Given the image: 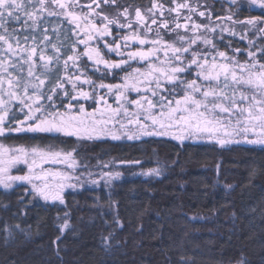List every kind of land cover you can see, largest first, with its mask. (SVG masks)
<instances>
[{
	"label": "trees",
	"instance_id": "1",
	"mask_svg": "<svg viewBox=\"0 0 264 264\" xmlns=\"http://www.w3.org/2000/svg\"><path fill=\"white\" fill-rule=\"evenodd\" d=\"M154 1L167 15L178 7L181 14L194 8L211 16H190L172 34H162L157 52L149 51L147 62L159 61L165 74L159 76L161 102L194 82L201 85L195 75L200 62L264 74L258 62L264 59V9L244 0ZM39 8L43 20L32 21L27 40L23 32L19 40L9 33L0 37V95L8 90L11 96L0 111L1 141L25 153L73 155L81 180L51 200L25 183L0 185V264H264V150L246 142L253 137L240 135L222 148L206 136L181 141L169 130L154 137L159 132L117 125L78 141L63 129L50 132L43 123L96 110L98 98L101 105L106 99L116 104L126 75L122 68L110 75L98 60L96 78L84 53L90 26L71 35L68 24L61 26L63 11L48 14L51 0H41ZM138 50L129 46V54ZM120 66L131 69L133 63ZM126 85L128 96L135 84ZM96 160L87 171L85 164Z\"/></svg>",
	"mask_w": 264,
	"mask_h": 264
},
{
	"label": "rangeland",
	"instance_id": "2",
	"mask_svg": "<svg viewBox=\"0 0 264 264\" xmlns=\"http://www.w3.org/2000/svg\"><path fill=\"white\" fill-rule=\"evenodd\" d=\"M244 1L264 9V0ZM224 65L218 62H200L198 69L201 85L196 86L198 82H194L195 87L191 90L181 94L178 92L172 99L167 98L162 102L159 100L155 106L156 110L145 106L137 109L132 102H125L123 92L127 90L126 84H136L137 81L127 77L124 83L125 79L122 77V90H116L119 92L115 95L116 104L107 101L103 105L98 103L96 110H78L74 115H66V119L59 118L60 121L52 124L46 122L43 125H51L50 132L63 129L62 131L77 141L89 138L95 130H98L99 134L107 132L113 125L123 131L141 130L151 136L159 132V136L154 137L165 135V130H169L181 141H194L204 136L225 142L240 135L252 136L254 140L264 138V74H251L240 66L234 72L225 69ZM159 75L163 80L165 74L161 72ZM141 80L143 79L138 81ZM5 84L8 85V82ZM10 98L8 90L0 95V111ZM206 119L213 121L210 126L211 135L204 131L197 132L195 127ZM1 138L0 134V185L25 183L41 197L51 200L58 199L63 191L77 185L81 180L77 160L73 155H64L59 151L45 154L25 153L5 146ZM19 160L21 166L15 165ZM98 163L96 160L89 162V165L85 164L84 167L89 171Z\"/></svg>",
	"mask_w": 264,
	"mask_h": 264
},
{
	"label": "flooded vegetation",
	"instance_id": "3",
	"mask_svg": "<svg viewBox=\"0 0 264 264\" xmlns=\"http://www.w3.org/2000/svg\"><path fill=\"white\" fill-rule=\"evenodd\" d=\"M67 2H71V0H67ZM80 2L87 4L91 3L92 0H80ZM107 2L109 6L103 9L104 13H106L103 17H101L103 13L101 15L96 13L87 22L78 19L76 16L70 19L74 21L77 28L82 29L85 24H88L91 28L89 33H85L87 34L88 43L87 49L84 51L85 56L90 61L91 67L94 66L93 74L95 76L100 73L98 72L99 67H97L98 70L95 72V63L99 60L108 65L109 72L107 73L110 75L114 69L122 68L125 70L122 73V75H126L124 78L129 77L134 80L142 78V83L137 80L139 83L135 82L136 84L131 88L130 94L128 96L124 95L125 102H132L138 109L145 106L153 110L159 101L162 90L159 77L161 68L159 61L153 64L147 62L151 58L149 51L154 50L157 52L162 34L166 32H171L172 34L178 27H182L185 23L183 20L191 19L190 16L194 14L201 16L202 12L210 19V13L188 8L186 13L181 14L179 8L174 7L172 15H167L165 9L161 6L158 8V3L154 0H151V8H149L150 0H107ZM113 3L116 5L115 8L111 7ZM161 12L163 16H161ZM79 15L77 14V16ZM130 45L133 47L138 46L139 50L129 54ZM98 47L101 48V51H99ZM128 62L133 63L131 69L120 66ZM138 71L141 73L139 77L137 75ZM145 77L154 78V84L144 83ZM129 88V85H127L125 89L128 90ZM102 101L103 99L98 98L95 102L96 107ZM106 101L108 102L107 99Z\"/></svg>",
	"mask_w": 264,
	"mask_h": 264
},
{
	"label": "snow or ice",
	"instance_id": "4",
	"mask_svg": "<svg viewBox=\"0 0 264 264\" xmlns=\"http://www.w3.org/2000/svg\"><path fill=\"white\" fill-rule=\"evenodd\" d=\"M41 0H0V37H2L5 33H9L12 39L19 40V34L21 32L25 33V39L27 40L29 37L27 33L29 32V25L32 23L34 19L43 20V14L41 12V9L39 8ZM48 0H45V3H47ZM229 3L232 4L233 0H229ZM181 4V3H177ZM18 5V7H17ZM51 5L53 8V11L49 12L48 14L56 15L57 9L63 11L66 16L64 19H62L61 26L64 24L69 25L70 34L73 35L76 30V25L70 23V19L73 16H76L78 19H82L85 22L87 20L92 19V17L96 13H100L101 17L106 15L104 13L103 9L108 7L109 4L107 0H92L91 3H81L80 0H71V2H67V0H51ZM160 5H163V3L157 4V7L159 8ZM169 5H171V0ZM111 7L115 8L116 5L113 3L111 4ZM127 7V6H123ZM121 7V9H123ZM197 7H201L199 2L197 3ZM203 7L207 8V5L205 4ZM149 8H151V0L149 4ZM171 8V6L169 7ZM31 9V11L29 10ZM95 10V11H93ZM243 10V7L241 8ZM43 11L47 12V8H45ZM77 14H80L77 16ZM161 16H163V13L161 12ZM201 17L208 19V16H205L203 12L201 13ZM211 17V16H210ZM231 18L234 20V17L226 16L223 17V19ZM262 22H264V19H261ZM241 22H245L241 21ZM36 30H40V26L37 23ZM55 31V29L53 30ZM44 35L47 36L49 39H51V36L48 35V28L45 26L43 28ZM0 43H2V40H0ZM37 51H40L39 48H37ZM48 49H45V52L47 53ZM239 51V50H238ZM5 55V49L0 48V60L3 59ZM244 55L246 57L250 58V53L245 52ZM261 55H264L262 53ZM11 59V57H10ZM34 61L39 65L40 57L35 56L33 57ZM264 59L259 60L258 62L260 64H264ZM11 69H9L10 71ZM195 75H199L195 73ZM5 76V73L2 69H0V89L3 88V77ZM227 74L225 73V77ZM217 79H221L222 77H216ZM10 86V85H9ZM239 107V105H237ZM213 124V121L211 120H204L200 124H196V130L197 132L204 131L207 132L209 135H211L210 126ZM247 143H251L253 145H259L261 150H264V138H258L255 140H246ZM217 143L223 148L226 145V142L222 139H218Z\"/></svg>",
	"mask_w": 264,
	"mask_h": 264
}]
</instances>
